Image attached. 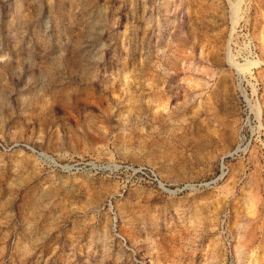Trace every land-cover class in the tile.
I'll list each match as a JSON object with an SVG mask.
<instances>
[{
  "label": "rangeland",
  "instance_id": "rangeland-1",
  "mask_svg": "<svg viewBox=\"0 0 264 264\" xmlns=\"http://www.w3.org/2000/svg\"><path fill=\"white\" fill-rule=\"evenodd\" d=\"M0 264H264V0H0Z\"/></svg>",
  "mask_w": 264,
  "mask_h": 264
}]
</instances>
